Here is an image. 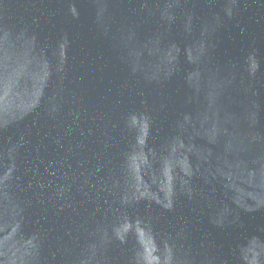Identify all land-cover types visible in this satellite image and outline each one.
<instances>
[{
  "label": "water",
  "instance_id": "water-1",
  "mask_svg": "<svg viewBox=\"0 0 264 264\" xmlns=\"http://www.w3.org/2000/svg\"><path fill=\"white\" fill-rule=\"evenodd\" d=\"M0 264H264V0H0Z\"/></svg>",
  "mask_w": 264,
  "mask_h": 264
}]
</instances>
